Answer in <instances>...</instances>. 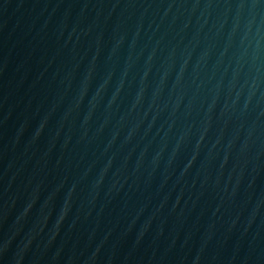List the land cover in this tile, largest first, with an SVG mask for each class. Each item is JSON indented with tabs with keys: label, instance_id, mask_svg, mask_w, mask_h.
Wrapping results in <instances>:
<instances>
[{
	"label": "water",
	"instance_id": "1",
	"mask_svg": "<svg viewBox=\"0 0 264 264\" xmlns=\"http://www.w3.org/2000/svg\"><path fill=\"white\" fill-rule=\"evenodd\" d=\"M0 264H264V0H0Z\"/></svg>",
	"mask_w": 264,
	"mask_h": 264
}]
</instances>
